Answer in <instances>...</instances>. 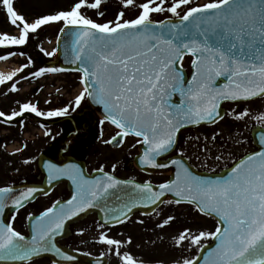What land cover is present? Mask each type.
<instances>
[{
	"label": "snow or ice",
	"instance_id": "1",
	"mask_svg": "<svg viewBox=\"0 0 264 264\" xmlns=\"http://www.w3.org/2000/svg\"><path fill=\"white\" fill-rule=\"evenodd\" d=\"M104 2L73 0L67 9L29 20L16 9L15 0H0L8 23L18 30V35L0 34V48H22L44 28L62 25L66 61L76 65L74 71L80 73V89L65 106L42 111L30 99L18 101L19 110L0 111V123L10 125L25 114L44 119L65 117L84 104L95 105L101 114V135L105 125L114 129L106 144L122 147L127 138L133 137L131 147L139 145L141 149L140 166L157 169L170 164L175 167L174 176L160 183L157 190L150 181L118 179L112 174L115 163L110 172L103 165L95 169L100 175L94 178H88L75 164L59 167L46 163L48 183L68 177L74 192L66 201H54L39 215L29 213L28 235L14 227L15 216L11 222L0 220V262L31 264L33 259L51 254L56 258L53 264H75L76 256L58 246L56 238L68 221L97 208L104 216L94 242L104 247L102 256L111 255L117 264H153L132 251L131 236L120 239L109 232L125 224L133 209L174 204L216 219L214 231L181 230L173 237L176 250L196 246L204 252L203 240L216 243L202 257L181 255L171 264H200L201 259L203 264H264V134L259 139L261 150L234 162L223 177L195 174L184 162L182 151L179 158H171L181 128L215 124L225 116L245 121L253 116L248 105L254 100L264 102V0H208L203 4H195L194 0H120L114 19L99 22L88 13L103 17ZM165 13L169 14L167 19H153ZM17 54L23 52L9 51L0 55V60ZM56 54V49L45 52L50 57ZM185 57L191 58L190 79L185 78L183 70ZM31 64L29 59L20 72ZM64 71L62 67H42L32 71L31 76ZM17 76V72L0 75V85L12 81L10 90L18 92L14 80ZM220 77L226 83L217 86ZM173 96H178V102H173ZM225 101L245 107L222 112ZM254 118L264 122V112ZM165 154L170 161L159 162ZM24 163L31 160L25 159ZM38 191L35 186L19 191L11 186L0 187V216L9 206L16 210L24 207ZM169 194L174 199H167ZM176 219L169 214L158 219L155 227H170ZM79 234L83 235L82 229Z\"/></svg>",
	"mask_w": 264,
	"mask_h": 264
},
{
	"label": "rangeland",
	"instance_id": "2",
	"mask_svg": "<svg viewBox=\"0 0 264 264\" xmlns=\"http://www.w3.org/2000/svg\"><path fill=\"white\" fill-rule=\"evenodd\" d=\"M208 0H194L195 4H200ZM73 0H15V6L19 8L20 12L29 16V20L33 17L40 16L47 13H54L57 10L67 9ZM102 8L105 12L103 17L97 16L94 12L88 14L99 22L114 19L117 11L120 9V0H105ZM133 15L134 13H128ZM169 14H157L153 17L155 20H162L168 18ZM5 21L3 15L0 13V27H4ZM8 26V25H7ZM49 28V27H47ZM1 29V28H0ZM55 40V39H53ZM52 40V41H53ZM39 40H37L38 42ZM41 49L48 52L49 47L43 46L40 41ZM189 60L186 59L183 64L184 68H188ZM68 74L62 75L58 83L61 86V100L60 106L63 107L68 104L72 99L79 87L71 89L72 85L69 82ZM78 77V75H75ZM65 83V84H64ZM46 85L50 89L49 81H46ZM22 88H26L23 86ZM253 113L252 117L246 118L245 121H234L231 116H226L224 120L219 121L211 127H197L189 133L188 137H185L181 141V151L188 162L194 167H201L204 169H217L222 163H227L233 158L241 156L246 151L250 150L249 144L246 142L248 137V131L246 128L247 119H254L256 114L264 112V102H255L248 105ZM224 109L231 111L236 109L239 111L245 107L244 104L232 106V104H224ZM261 123H264L260 121ZM101 128V127H100ZM48 130L56 131L55 127H49L44 130L46 133ZM103 134H107L105 137L111 135L106 125L102 130ZM107 132V133H106ZM219 133L216 140L212 137L214 134ZM43 131L37 133H31L29 138L35 137V140H23L21 136L14 138L12 147L11 159L4 156V160L9 159V164H0V186H5L10 183H16L19 180L26 178V164L24 163L23 155H27L28 159L32 160L35 158L37 153L43 148L44 144L47 143L48 137L45 134L41 136ZM100 135L99 139L102 137ZM54 137V134H53ZM27 142L26 144H23ZM135 142L134 138H127L124 145L117 150H111L104 146L100 142L91 148V151L96 152L94 155L89 156V171H93L99 168L101 165L104 166L105 171H111L112 164H116V170L122 166L124 159L127 156H134L137 153L136 148H132L131 145ZM26 145L27 147H24ZM20 146V149H19ZM17 149L20 151L17 152ZM220 156L221 159L216 160L215 157ZM6 163V162H5ZM9 165V169H7ZM203 169V170H204ZM7 171L9 174H7ZM123 176V175H122ZM153 178V177H152ZM157 179L154 182L161 181L162 176L157 175ZM58 191H52L51 194L45 197L38 198L34 204L51 205L52 199L56 198ZM168 199V198H167ZM163 213V215H158ZM174 215L177 219L171 224L170 227L164 229L156 228L155 225L158 219H163L167 215ZM143 221L144 223H139ZM216 223L207 217L199 215L194 209L186 205H161L153 214L144 217L135 215L131 217L125 224L115 226L109 232V235L124 239L127 236H131L133 240L132 251L134 253L142 254L145 261L154 262L163 261L164 264H171V261L179 256L183 257H195L198 253L196 246H190L182 252L176 250L173 246V237H175L184 228L192 229L193 233H197L200 230L203 231H214ZM108 231L107 228L104 229ZM100 231L99 227L95 224L93 218H89V234L83 232V235L74 240L75 250H80L84 253L89 251L102 254L104 247L98 243H95L97 233ZM119 233H123V236H119ZM162 237V239H160ZM211 239H205L202 244L209 243ZM89 241V245L87 244ZM150 241H155L152 244ZM139 245L140 247H137ZM109 264H117L116 259L111 255L108 256ZM43 264V263H38Z\"/></svg>",
	"mask_w": 264,
	"mask_h": 264
},
{
	"label": "flooded vegetation",
	"instance_id": "3",
	"mask_svg": "<svg viewBox=\"0 0 264 264\" xmlns=\"http://www.w3.org/2000/svg\"><path fill=\"white\" fill-rule=\"evenodd\" d=\"M15 7L20 12L17 5ZM0 13L3 15L6 25L4 27H0V34L7 32L10 34L18 35V30L8 23L6 15L2 9H0ZM25 16L29 19V16ZM60 26L61 25H51L49 26V28H44L42 31H40L38 36L32 37L30 42L22 48H13L11 50L0 48V55H7L9 51H15L17 53L23 52V55L17 54L15 56L9 57V59L7 60H0V75L8 76L12 72H17L18 76L15 77L14 80L17 81L16 87L19 89L18 92H12L10 90V87L8 85H10L12 81H6L4 85H0V111L10 113L13 110H19V105L17 102H23L27 99H30L34 103H38V107L42 111L61 107V86L58 83V81H60L61 73H45L39 78L31 76L32 71L38 70L42 67H59L56 64L55 56L50 57L45 55L44 49V51H41L40 41L43 46L49 47L48 52L56 49L53 39L56 38ZM37 40L39 41L37 42ZM29 59H31L32 61L30 68L25 69L23 72H20L21 66L29 63ZM24 76H27L28 78L23 79L22 77ZM46 81H49L50 89L46 85ZM69 82L72 84V79H70ZM23 86H26V88H22ZM45 101H50V103H45ZM255 102H260V100H254L251 102V104ZM236 105L237 104L235 103L232 104V106ZM70 115L72 117L68 115L65 117L44 119L42 117H35L34 114H25L24 117H18L10 125L8 123H0V164L10 163L9 159L7 158L9 157L11 159L12 157V145L16 136H21L23 140L30 141L36 139L35 137L29 138L31 133L43 131V134L41 136H44V130L46 128L55 127L56 129H59L57 130V132L52 130L47 131V133H50V135L46 136L48 137L47 143L44 144L43 148L37 153L35 158H32L31 163L26 164V178L23 180H19V182L17 181L18 184H39L42 182L44 175L39 171L38 168V159L40 157V154H43L46 156V158L53 160L54 163L59 167L64 166L67 162H82L84 165V169L89 174V156L95 154V152L91 151V148L95 145H98V141H96L95 139L100 137L101 128L99 127L98 120L96 118H94L92 121H89V106L87 104L82 105V109H77L75 112H70ZM246 128L248 131L246 142L249 144L250 150L246 151L244 155L256 150L252 132L255 129H264V123H261L260 121L254 119H247ZM192 131L193 129H188L182 130L179 133L177 148L176 151L172 153V155L179 156L181 149H183H180L182 139L188 137L189 133H191ZM106 135L107 134H104V137ZM107 139L106 137L105 139H103V143L105 145L107 144L104 141ZM23 144L26 143L23 141ZM136 149L138 152L139 145L136 147ZM136 155L137 154H135L134 156H127L124 159L121 168L119 167L118 170H116L112 174L122 180L131 179L138 183L150 181L153 185H158L167 180L165 176H162L163 179H161V181L154 182V179H157V173H144L138 170L134 166V158ZM4 156L7 157L5 160ZM23 158L28 159V156L23 155ZM233 160L234 158L227 163H233ZM224 168H226L225 163H222L217 169L208 170L201 167L199 169H204L215 173L220 172ZM7 169H9V165ZM7 174H9L8 171ZM66 179L70 180L69 178ZM66 179L59 184H56L49 193L51 194L52 191H58L57 197L52 199V202L56 200H61L63 202L71 197L72 192L70 188H68V182L66 181ZM10 185H13V182L5 186ZM48 195H44L43 197ZM33 203L27 204L22 209L9 214L6 217V222H11L12 217L15 216L16 219L14 222V227L18 231H21L23 234L27 235V217L29 213L36 216L44 211L47 207L51 206L46 204L33 205ZM135 215L140 214L135 213L131 217ZM81 229L83 230V232L86 231V233L89 234V215H86L81 221L71 224L69 226L70 235L64 239L59 240L58 244L63 248L70 249L71 251L81 254L86 258H89V256L95 258L102 256V254H98L95 252H91V254H89V251L87 252L88 255H84V252L78 249L75 250L76 248L74 246V240L81 236L79 234ZM87 244L89 245V241H87ZM106 257L108 258V256ZM38 263L53 264V262L48 258H41L31 261V264Z\"/></svg>",
	"mask_w": 264,
	"mask_h": 264
},
{
	"label": "water",
	"instance_id": "4",
	"mask_svg": "<svg viewBox=\"0 0 264 264\" xmlns=\"http://www.w3.org/2000/svg\"><path fill=\"white\" fill-rule=\"evenodd\" d=\"M66 43H67V41H66V38H65V36L60 32V34H59V36H58V40H57V48H58V59L60 60V62H61V67L62 68H65L66 70H73V69H75V67H76V65H73V64H70V63H67V61H66V55H65V46H66ZM192 71H193V69H192ZM191 75H192V73H191ZM190 78H191V76H190ZM220 82V83H219ZM224 83H226V79L224 78V77H220V78H218V80H217V86H222ZM173 101L175 100V101H177L178 102V96H173ZM93 108H94V110H96L98 113H100V111H98L97 110V108H98V106H95V105H91ZM222 112H223V110H221ZM205 124H208V123H205ZM189 126H191V125H189ZM256 131H254L253 132V138H254V140H255V142H256V144H257V141H256ZM257 146H260L261 148H262V146L260 145V143H258V145ZM44 157L45 156H42V157H39V160H38V165H39V168L41 169L42 168V163H43V161L45 160L44 159ZM137 162V161H136ZM184 162L186 163V161L184 160ZM137 164V166L139 165V162H137L136 163ZM187 164V163H186ZM188 165V164H187ZM171 167V170H172V173H173V175L170 177V179L171 178H173V176H174V172H175V167L174 166H171L170 164H169V167H166V168H157V169H153V168H145V167H142V168H144V170L145 171H147V170H151V171H167L169 168ZM79 168L83 171V169H84V167L82 166V165H79ZM190 170H192L195 174H197V175H203V176H210V177H214L215 178V176H213V175H206V174H204V173H197L196 171H194L192 168H190ZM227 174V171H225L224 173H222L221 175H219V176H217V177H223V176H225ZM97 175H100L99 173H95V174H93L91 177H89V178H94V177H96ZM55 182L56 181H53L51 184H49L48 183V180H47V176H46V178L44 179V181H43V184L42 185H34L35 187H37L38 189H40V191H38L36 194H35V198L38 196V195H40V194H45V193H48L52 188H53V186L55 185ZM24 187H26V186H18V187H15V189H17L18 191L19 190H22ZM156 189L158 190V187H156ZM171 199H174V197L173 196H171L170 194L168 195ZM34 198V199H35ZM33 199V200H34ZM33 200H31V201H33ZM31 201H29V202H31ZM156 209V207L155 206H151V207H138V208H136V209H133V212H136V211H140V212H142V213H146V214H148V213H151V212H153V210H155ZM13 210H15L14 208H11V209H9V212H11V211H13ZM132 212V213H133ZM88 213L90 214V213H95L96 215H97V219H98V221L99 222H103L102 221V217L104 216V213L100 210V209H97V208H94V209H90L89 211H88ZM131 213V214H132ZM83 214V213H82ZM82 214H81V216H82ZM86 213H84L83 214V216L85 215ZM130 214V215H131ZM79 218V217H78ZM80 218H82V217H80ZM79 218V219H80ZM213 218V217H212ZM78 219V220H79ZM214 219V218H213ZM4 220V219H3ZM216 220V219H215ZM29 225H30V223H29ZM65 234H68V230H67V228H66V231H65ZM215 241H213L212 240V242L209 244V245H207L206 247H205V250H204V252H200L199 251V253H198V256H203V255H206V253L208 252V251H211L212 250V248H214V246H215ZM64 249V248H63ZM65 250V249H64ZM65 251H67V252H69L68 250H65ZM70 254H72L71 252H69ZM74 255V254H73ZM42 257H48V258H50L52 261H54V260H56V258L53 256V255H51V254H45V255H43V256H41V257H39V258H42ZM77 259H76V261L75 262H77L78 264H101V262L102 261H106V259H91V258H89V259H83V258H81V257H79V256H77L76 257ZM107 262V261H106ZM0 264H7V262H0ZM200 264H203V261H202V259H201V261H200Z\"/></svg>",
	"mask_w": 264,
	"mask_h": 264
}]
</instances>
